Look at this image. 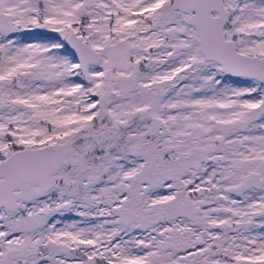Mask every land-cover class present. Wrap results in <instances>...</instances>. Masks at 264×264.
<instances>
[{
  "label": "snow or ice",
  "instance_id": "obj_1",
  "mask_svg": "<svg viewBox=\"0 0 264 264\" xmlns=\"http://www.w3.org/2000/svg\"><path fill=\"white\" fill-rule=\"evenodd\" d=\"M0 264H264V0H0Z\"/></svg>",
  "mask_w": 264,
  "mask_h": 264
}]
</instances>
